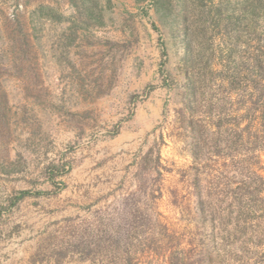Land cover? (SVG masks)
I'll list each match as a JSON object with an SVG mask.
<instances>
[{"label":"rangeland","instance_id":"obj_1","mask_svg":"<svg viewBox=\"0 0 264 264\" xmlns=\"http://www.w3.org/2000/svg\"><path fill=\"white\" fill-rule=\"evenodd\" d=\"M214 1L187 39L185 0H0V264H264L240 5Z\"/></svg>","mask_w":264,"mask_h":264},{"label":"trees","instance_id":"obj_2","mask_svg":"<svg viewBox=\"0 0 264 264\" xmlns=\"http://www.w3.org/2000/svg\"><path fill=\"white\" fill-rule=\"evenodd\" d=\"M190 0H185V21H187L185 26V37L190 39L192 26L190 25V12L189 10H195L199 8V12L204 14L207 17L208 21H211V14L220 15L223 11L222 8H219L214 0H208L207 3L205 0H194L193 7L189 5ZM229 1V0H228ZM204 3V4H203ZM240 5L238 10V18L240 20V34L244 35L245 39L242 41L243 47V62L240 75L238 77L242 84V101H243V114L242 118L246 121L245 127L243 128V133H247V138L250 139L254 137L256 141L259 140L256 147L258 151H264V0H238ZM204 9H208L204 11ZM204 12H202V11ZM219 17V16H217ZM201 18L199 22H201ZM213 24L214 28L216 26V21ZM219 21V19H218ZM242 27V28H241ZM220 31V29H219ZM254 41L255 45H252ZM254 47V53L248 52V48ZM237 76L230 75L228 78V83L234 86ZM239 82V83H240ZM256 178L261 180L264 183V177L261 174H256ZM260 190L262 188L259 187ZM264 189V188H262ZM26 193V192H24ZM259 200L263 202L260 205L259 218L264 220V196H259ZM250 206L247 202L241 203L240 208L245 209ZM250 208V210H251ZM249 210V211H250ZM259 220V219H258Z\"/></svg>","mask_w":264,"mask_h":264}]
</instances>
